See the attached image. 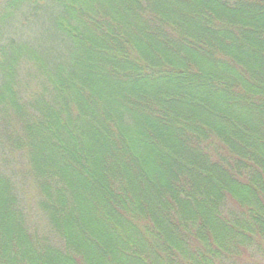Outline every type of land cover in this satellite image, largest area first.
<instances>
[{
  "label": "trees",
  "instance_id": "1",
  "mask_svg": "<svg viewBox=\"0 0 264 264\" xmlns=\"http://www.w3.org/2000/svg\"><path fill=\"white\" fill-rule=\"evenodd\" d=\"M0 264H264V0H0Z\"/></svg>",
  "mask_w": 264,
  "mask_h": 264
},
{
  "label": "rangeland",
  "instance_id": "2",
  "mask_svg": "<svg viewBox=\"0 0 264 264\" xmlns=\"http://www.w3.org/2000/svg\"><path fill=\"white\" fill-rule=\"evenodd\" d=\"M12 169L16 175L15 167H12ZM24 196H25L27 207H28V211H29L30 216H31V221H32V225H33L32 229L44 233V231H46L45 230V228H46L45 227V225H46L45 220L40 218V217L35 216V214H34L35 208H34V204L32 201L33 189L26 186Z\"/></svg>",
  "mask_w": 264,
  "mask_h": 264
}]
</instances>
